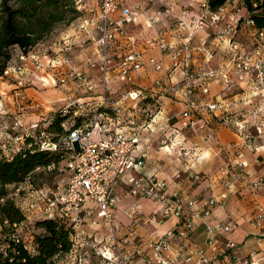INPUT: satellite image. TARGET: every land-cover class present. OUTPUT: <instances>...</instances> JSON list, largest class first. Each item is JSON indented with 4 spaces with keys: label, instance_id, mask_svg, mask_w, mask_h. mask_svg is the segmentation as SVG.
<instances>
[{
    "label": "built area",
    "instance_id": "built-area-1",
    "mask_svg": "<svg viewBox=\"0 0 264 264\" xmlns=\"http://www.w3.org/2000/svg\"><path fill=\"white\" fill-rule=\"evenodd\" d=\"M146 1L149 0L139 1L135 8L146 11ZM199 1L200 11L193 24H189L183 18L175 17V24L188 32L187 38L190 42L180 47L173 41L167 40L162 32L155 28L162 18L173 15V8L171 10L159 8L147 16L149 25L157 32V43L161 51L169 56L172 67L182 68V77L176 82L169 83L168 79L159 77L155 80L152 90L130 88L118 97L110 96L107 93L112 60L119 54L118 49L121 41H123L122 44L126 50L119 54L120 60L116 66L120 80L131 84L135 73L140 70L163 69L162 62L155 57H147L145 50L139 47L136 39L129 34L127 25L134 20V12L130 7L121 6L123 0H99L98 7L91 10L92 14L83 16L74 27L75 30H82L84 36L76 39L74 35L66 34L51 46L40 48L34 52H21L20 62L14 65L10 64L6 68L3 75L16 79L19 88H21L30 76V69L26 62L31 58L36 70L48 71L60 86L68 87L70 84H74L78 90L92 96L97 92L99 85L90 79L84 69L73 66L68 68L72 59L71 52L76 48L85 49L87 43L91 42L99 53V59L98 61L89 60L88 64L91 68L101 72L102 92L100 93L101 101L98 104H92L85 98H78L71 100L63 107L66 112L73 107L76 116H87L88 119L83 125L71 128L68 134L62 138L61 143L54 142L46 129L40 128L39 136L42 137L40 142L42 148L54 150L58 149V146H63L70 150L63 165V171L67 175L61 179L63 185L57 191H51L44 187L34 188L32 184H29L28 187L33 192L31 198H23L20 205L16 202L25 213L26 219L23 222L14 223L12 231L2 234L1 238L22 241L29 251L35 252L33 222L38 219L63 220L74 229L72 247L69 252L56 256V264H64V261H68L66 264H89L91 255L100 257L104 264H136L137 251L123 248V241L118 237L113 224V209L118 203L115 188L121 180L130 184L132 193L160 202L162 204V219L178 218L183 225L180 233L185 236L188 231L194 228L197 219L207 220L214 206L226 204L228 196L226 192L219 197L205 200H200L189 191H185L184 195L179 197L176 193L169 194V185L166 180L148 178L145 175L133 173V171L141 170L145 165L147 154L135 152L143 140V134L136 130L126 131L122 128L110 127L111 124H117L123 120L125 107L130 102L155 101L159 96L168 93L180 96L183 107H185L181 113L186 115L182 121V127L186 129L198 131L209 123V120H205L206 117L204 120L195 117L201 109L206 108L211 113L223 107L216 101L206 100L209 93V83L207 82L200 84L203 101L197 102L194 97L198 81L210 80L217 74L225 82H228L232 72L229 64L221 65L216 70V74L213 69L195 74V71L193 72L191 69L190 62L194 54L205 50L207 43L202 40L199 44L192 45L191 42L196 39L199 30L205 29L208 20H211L212 24H218L223 19L226 10L223 5L212 10L210 0ZM75 6L84 14L87 7L86 0H75ZM248 22L254 24L253 19ZM91 24L94 25V28L91 27ZM97 31L99 35L95 34ZM235 31V27L227 23L218 29L216 40L230 42ZM231 45L230 48L234 52L233 66L237 69L242 67L249 70L250 57L238 52L236 43L232 44L231 41ZM212 53L214 52L207 54V61L213 58ZM74 117L73 115L69 119V124L74 123ZM155 117L156 114L151 116L150 120H155ZM228 121L234 122V120ZM66 124L67 122L64 123V126ZM163 124L160 123L159 128ZM36 127L37 124L33 125L32 132L27 130L25 134L33 135ZM146 127L149 130H154L150 123ZM23 137L24 134H19L14 139L22 140ZM163 143L169 147L174 146L173 138L164 140ZM248 148L254 149L251 146ZM179 149L185 156L194 150L183 145H180ZM239 157H243V153H240ZM239 165L247 166L248 162L241 158ZM56 166L52 164L49 169H54ZM200 179V172L192 173L191 185H195ZM263 181L264 174L253 182V192ZM21 185L15 189L16 195L23 189ZM94 213L104 220L105 229L108 230L107 235L103 238L90 234L85 227L87 217ZM251 224L254 228L263 227V205L257 207ZM236 227L237 223L231 220L214 226L208 225L207 244L212 250V254H208L202 247L191 248L183 242L176 247V254L170 257L164 252L172 247L175 233L173 230H168L155 240L149 241V246L153 251L152 258L156 260V264H260L261 258L258 257L259 252L257 251H252L247 256L234 254L232 250L237 245L234 240L229 239L224 246L219 245L218 235L221 232H231ZM128 242V238L124 240V243ZM152 258L147 259L149 264L152 263Z\"/></svg>",
    "mask_w": 264,
    "mask_h": 264
},
{
    "label": "crops",
    "instance_id": "crops-1",
    "mask_svg": "<svg viewBox=\"0 0 264 264\" xmlns=\"http://www.w3.org/2000/svg\"><path fill=\"white\" fill-rule=\"evenodd\" d=\"M139 1L128 3L123 0L121 2L122 7H130L134 12V20L127 25V30L136 39L139 47L145 50L147 57H155L162 62L163 69L140 70L135 73L131 84L120 80L116 66L120 60L119 54L124 53L126 50L122 44L123 41H121L118 49L119 54L112 60V71L108 84L109 90L107 93L113 97H118L122 92L130 88L152 90L155 80L159 77L168 79L169 83L176 82L182 77L181 67H172L169 56L161 51L157 43L155 28L162 32V35L167 40L173 41L178 47L190 43L187 38L188 32L175 24V17L183 18L189 24H193L199 13L195 11V8H199L197 4H200V1L189 0L190 6L186 4L179 10L178 0H170L169 2L168 0H160L163 4L168 5L164 7L174 6L172 9L174 14L162 18L155 28L149 25L147 16L153 14L156 9L161 7H151V2H148L150 4H148L147 10L141 11L135 8L136 3ZM86 3L87 7L84 11V16H90L92 14L91 10L98 7L99 0H86ZM91 27L94 28V25L91 24ZM204 32L205 30L198 31L196 37L203 35ZM68 34L74 35L76 39L84 36L82 30L75 29ZM95 34L99 35V32L97 31ZM191 44L196 45L194 41ZM19 54L20 52L17 51V55ZM71 54L72 59L68 68L73 66L84 69L90 79L99 85L97 92L89 96L78 90L74 84H70L68 87L62 88L63 90L60 93L53 94L54 97L52 96V98L47 95L53 102L39 103L36 110L31 113L21 108L22 119L27 121L34 120L32 125H35L73 99L85 98L86 101L92 104H98L101 101L100 93L102 88L100 85L102 74L98 69H93L88 64L89 60L98 61V51L91 42H88L85 49L76 48ZM199 54L195 53L192 61L195 62V56H200ZM27 67L29 68L28 63ZM68 68L65 67V69ZM40 76H42V73L34 75L32 81L38 79L39 82L42 81L44 83L46 81L51 83L50 79H48V77H51L49 72L43 75V79ZM24 91L27 96H34L40 102L43 100H40V97L43 98L42 96L45 93V91L44 93H36L32 90V87H26ZM0 92L4 93L5 91L0 89ZM194 97L198 98L200 95L196 93ZM179 99L181 100L180 96L168 93L159 96L155 101H148L147 103L154 105L157 109V112H155L156 117L153 121L149 117L142 119L141 107H138L140 102H130L125 107L123 120L120 123L111 124L110 127L122 128L126 131L136 130L143 134V140L135 152L137 154L141 152L147 154L145 165L141 170L133 171V173L145 175L148 178L154 177L166 180L169 185V194L176 193L179 197H182L185 191H189L200 200H205L211 197H219L226 192L228 194L226 204L224 206H214L207 220L197 219L194 228L188 231L185 236L180 233L183 225L178 218L162 219V204L160 202L132 193L130 184L121 180L115 188L118 203L113 209V224L118 237L123 241V248L137 251L136 264H149L147 259L153 257L149 241L155 240L168 230H173L175 233L173 245L168 251L164 252L165 255L174 256L176 247L183 242L187 243L191 248L194 246L202 247L208 254H212V250L207 244L208 225L214 226L231 220L237 223V227L231 232H221L217 237L219 245L224 246L229 239L234 240L237 244L232 250L234 254L247 256L250 252L257 251L259 252L258 257L261 258L260 264H264V225L262 228H254L251 224L257 207L259 205L264 206V181L256 187L255 192L252 190L253 182L264 174V162L260 160L261 157L264 158V149L255 153L247 151L243 144H238L242 141V138L234 130V127L232 125H224L219 120L209 122L196 133L184 129L182 121L185 116L183 115L184 113H181L183 111V103ZM12 103V106L9 104L10 110L16 111L14 101ZM148 123L154 130H149L146 127ZM160 123L164 124L159 128L158 125ZM169 138H173V147L163 143L164 140H169ZM180 145L194 148V150L189 156H185L179 149ZM230 145L234 146L230 148ZM237 145L240 146L239 149L236 148ZM240 153H243L241 158L248 162L247 166L239 165L241 160L239 157ZM222 156L227 159V165H217L219 157L221 158ZM194 172H200L201 179L195 185H191V174ZM236 176H238L237 179H235ZM85 227L90 234L98 238H103L108 233V230L105 229L104 220L97 213L87 217ZM127 238L129 242L124 243ZM93 258L97 259L92 264H104L100 257L94 256ZM67 262L64 261L63 263L66 264ZM151 264H156L154 258H152Z\"/></svg>",
    "mask_w": 264,
    "mask_h": 264
},
{
    "label": "rangeland",
    "instance_id": "rangeland-1",
    "mask_svg": "<svg viewBox=\"0 0 264 264\" xmlns=\"http://www.w3.org/2000/svg\"><path fill=\"white\" fill-rule=\"evenodd\" d=\"M124 1L132 3L136 0ZM169 1L170 0H168V2ZM148 2H151V4ZM148 4H150V6L152 5L151 7H161L169 10L174 7L170 5L169 7H164L168 5L163 4L160 0L146 1L147 7L149 6ZM177 4L179 5V10H181L186 4H189V0H178ZM188 6H190V4ZM198 6L199 8H195L196 6L193 7L196 12L200 11V4H197V7ZM223 6L226 8L223 19L218 24H212L211 20H208L207 26L203 29L205 30V34L203 33V35L197 36L194 40L195 44H199L202 40H205L207 43L205 45V50L203 49L199 54L200 56H195L196 61H191L190 63L191 69L193 72L195 71L194 74L197 72L203 73L209 69H213L216 74V70L221 65L229 64L232 68V72L229 76L230 81L225 82V80L217 74H214L215 76H213L210 80L198 81L196 93L199 94L200 97H195V100L197 102L203 101L204 97L201 92L200 84L207 82L209 83V93L207 94L206 100L216 101L218 104H222L223 107L211 113H209L206 108H203L200 111L201 113H196L195 117L197 116L202 120L206 117L205 120H209V122L219 120L224 125H232L234 130L242 138V141L238 144H243L245 149L249 152H260L264 149V29H259L255 26V23L252 24L251 22H248L249 20H252V18H250L249 13L244 8L241 0H232L223 4ZM227 23H230L235 27L236 31L232 35L233 37L231 41L232 44L236 43L238 45L236 50L250 57L248 64L249 70H245L242 67L237 69L233 66L232 59L234 52L230 48L232 47L231 41L219 42L216 40L218 29L220 27H224ZM74 27L70 31H72ZM17 51L21 54L20 49L16 47L10 64L14 65L20 62V54L17 55ZM209 52H214L212 53L213 58L207 61L206 57ZM30 59L26 62L30 68V76L21 88H19L16 79L5 75L0 76V89L5 91L4 93L0 92V151H3L8 156L18 151L23 145H25V133L27 130H29L28 132H32V122L34 120L27 121L22 119L21 115L23 113L20 112L21 108L25 111L28 110L29 113H31L33 110H36L38 106L37 104L47 103L48 101L53 102L52 99H50L52 96L54 97L53 94H58V92L60 93L61 90H63L62 88H64L57 83L52 75H50V78L48 77L51 83L46 81H44V83L42 81L39 82L38 79L36 81H32V77L38 73H42L40 78L43 79V75L48 71L42 72L36 70L33 66L32 60ZM26 87H32V90L36 93H44L45 91L44 96H42L43 98L40 97V100H43L40 102L39 99L34 96H27L24 91V88ZM47 95H49L50 98H48ZM11 101H14L16 111L10 110V106L13 104ZM179 101L181 102L180 99ZM143 102L144 101H140L138 106L141 107V117L142 119L148 117L150 118L155 114V112H157V109L154 105L147 103L148 101L145 103ZM184 108L185 107H183V110ZM60 109L61 108H58L57 110ZM183 115L186 116L185 114ZM48 117L49 116H47V118ZM228 120H234V122L231 123ZM69 122L70 120L67 122L66 126L69 125ZM47 124V121L41 120L34 130L33 136H35L36 141L39 143L42 140V137L39 136V130L41 127L45 128L48 126ZM186 130H190L194 133L197 132L190 128ZM19 134H24L23 139L15 140L14 137ZM232 146L234 145H230L229 147L231 148ZM248 146H251L254 149L251 150ZM236 148L239 149L240 146L237 145ZM260 160L264 162V158L261 157ZM218 163L217 165H227L228 161L222 156L221 158L219 157ZM64 164L65 159L62 160L56 168H47V171H43L35 178V183H31L30 181L23 183L21 185L23 189L20 190L18 195L15 194L16 187L13 185L10 186L9 188L13 191V195L16 199L15 202H18L20 205L23 198H31L30 196L33 192L32 189L28 187L29 184H32L34 188L44 187L49 188L51 191L59 190L63 185L61 183V179L67 175L66 172L63 171ZM237 178L238 176H236L235 179ZM0 250H2V247H0ZM94 256L97 257L96 255L90 256L89 264H92V262L97 259L93 258Z\"/></svg>",
    "mask_w": 264,
    "mask_h": 264
},
{
    "label": "trees",
    "instance_id": "trees-1",
    "mask_svg": "<svg viewBox=\"0 0 264 264\" xmlns=\"http://www.w3.org/2000/svg\"><path fill=\"white\" fill-rule=\"evenodd\" d=\"M229 1L232 0H210V7L216 10ZM241 1L255 26L264 29V0ZM83 16L75 0H0V76L10 65L16 47L29 53L51 46L68 34ZM73 115L74 123L64 126ZM87 119V116H76L73 107L67 112L62 107L45 119L48 126L44 129L54 142L61 143L71 128L83 125ZM69 151L63 146L54 150L42 148L33 135H26L25 145L9 156L0 151V264H56L58 254L71 250L74 229L63 220L33 222L35 252L29 251L22 241L1 238L2 234L12 231L14 223L26 219L9 187L17 188L27 181L35 183L38 175L52 164L58 166Z\"/></svg>",
    "mask_w": 264,
    "mask_h": 264
}]
</instances>
